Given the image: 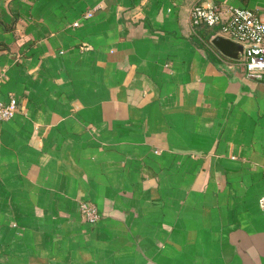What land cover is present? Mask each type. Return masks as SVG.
<instances>
[{
    "label": "crops",
    "instance_id": "crops-1",
    "mask_svg": "<svg viewBox=\"0 0 264 264\" xmlns=\"http://www.w3.org/2000/svg\"><path fill=\"white\" fill-rule=\"evenodd\" d=\"M197 2L264 18V0H0V98L19 101L0 264H264V82Z\"/></svg>",
    "mask_w": 264,
    "mask_h": 264
},
{
    "label": "built area",
    "instance_id": "built-area-1",
    "mask_svg": "<svg viewBox=\"0 0 264 264\" xmlns=\"http://www.w3.org/2000/svg\"><path fill=\"white\" fill-rule=\"evenodd\" d=\"M93 9L85 12V16L93 15ZM193 24H209L217 26L213 36L221 34L243 44V58L246 74L264 82V18L252 7L218 2H197L191 8ZM79 24V21H74ZM19 110V101L15 95L7 100L0 98V118L8 119ZM264 209V194L259 198ZM84 217L96 222L101 212L89 200L81 201Z\"/></svg>",
    "mask_w": 264,
    "mask_h": 264
},
{
    "label": "water",
    "instance_id": "water-1",
    "mask_svg": "<svg viewBox=\"0 0 264 264\" xmlns=\"http://www.w3.org/2000/svg\"><path fill=\"white\" fill-rule=\"evenodd\" d=\"M213 43L225 54L241 58L243 56V44L227 36L217 34L212 39Z\"/></svg>",
    "mask_w": 264,
    "mask_h": 264
},
{
    "label": "trees",
    "instance_id": "trees-1",
    "mask_svg": "<svg viewBox=\"0 0 264 264\" xmlns=\"http://www.w3.org/2000/svg\"><path fill=\"white\" fill-rule=\"evenodd\" d=\"M204 26L207 30V32H210L211 34L215 33L217 31V26L209 25V24H197V26Z\"/></svg>",
    "mask_w": 264,
    "mask_h": 264
}]
</instances>
